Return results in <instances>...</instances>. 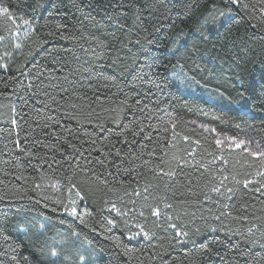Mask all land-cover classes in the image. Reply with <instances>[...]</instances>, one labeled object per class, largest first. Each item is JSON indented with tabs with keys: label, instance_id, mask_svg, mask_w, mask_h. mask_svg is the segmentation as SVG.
Here are the masks:
<instances>
[{
	"label": "trees",
	"instance_id": "16d2710c",
	"mask_svg": "<svg viewBox=\"0 0 264 264\" xmlns=\"http://www.w3.org/2000/svg\"><path fill=\"white\" fill-rule=\"evenodd\" d=\"M0 7V48L20 44L0 64V264H61L31 216L90 264H264V163L181 116L248 112L264 134V0Z\"/></svg>",
	"mask_w": 264,
	"mask_h": 264
},
{
	"label": "rangeland",
	"instance_id": "374dc122",
	"mask_svg": "<svg viewBox=\"0 0 264 264\" xmlns=\"http://www.w3.org/2000/svg\"><path fill=\"white\" fill-rule=\"evenodd\" d=\"M19 48L17 37L1 47L0 64L4 65ZM181 116L212 137L217 145L245 151L264 163V155H261L264 153V134L257 115L220 111L216 116H198L190 112H182ZM51 226L48 219L31 216L29 228L22 229L32 241L39 242L40 251L47 259L61 264H90L99 257V253L88 243L70 239L69 235L59 231L51 234Z\"/></svg>",
	"mask_w": 264,
	"mask_h": 264
},
{
	"label": "snow or ice",
	"instance_id": "6c2138e0",
	"mask_svg": "<svg viewBox=\"0 0 264 264\" xmlns=\"http://www.w3.org/2000/svg\"><path fill=\"white\" fill-rule=\"evenodd\" d=\"M230 2H239V0H230ZM0 11H3V12H5V13H7L9 10H8V8H6V7H0ZM221 15L222 16H224V15H226L225 13H221ZM227 15L230 17L231 16V9H229V11H228V13H227ZM23 23L24 24H28L29 23V21L28 20H23ZM0 39H3V37H0ZM4 67H6V66H4ZM185 139H187V138H185ZM261 155H264V153H262ZM247 181L245 182V184L247 185ZM213 191H219V189H213ZM229 191H231V189H229ZM73 211V213H75V209H73L72 210ZM153 215H156V216H159L160 215V211H159V209H155V210H153V213H152ZM141 231H143V229H141ZM137 235H139V233H137ZM144 235H145V237H148V233H144ZM53 255H56V253L55 252H53L52 253Z\"/></svg>",
	"mask_w": 264,
	"mask_h": 264
}]
</instances>
